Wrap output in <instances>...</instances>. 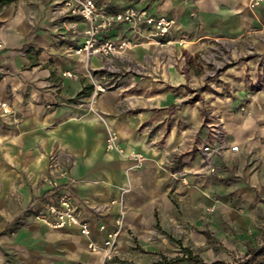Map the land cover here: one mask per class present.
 <instances>
[{"label": "crops", "instance_id": "0c3cea01", "mask_svg": "<svg viewBox=\"0 0 264 264\" xmlns=\"http://www.w3.org/2000/svg\"><path fill=\"white\" fill-rule=\"evenodd\" d=\"M94 1L107 14L135 6L175 25L151 43L150 28L107 32L139 43L118 62L131 60L146 72L126 68L117 86L92 100L104 58L76 54L87 26L71 0H0V105L12 107L7 117L0 108V264H100L89 244L101 246V227L111 230L122 213L120 254L111 264H161L159 257L179 250L174 241L193 257L212 238L246 250L247 233L237 243L231 228L254 229L256 218L236 209L244 202L233 194L244 190L230 185L226 171L241 154H215L217 174L203 172V148L218 144L216 124L206 118L219 117L223 106L195 98V75L177 56L212 39L250 34L264 51V3L253 10L245 0ZM241 97L238 91L232 98ZM110 134L123 154L107 150ZM240 144L243 153L246 142ZM132 154L145 158L141 167L134 168ZM63 194L88 222L90 236L36 219ZM170 264L206 262L185 256Z\"/></svg>", "mask_w": 264, "mask_h": 264}, {"label": "rangeland", "instance_id": "374dc122", "mask_svg": "<svg viewBox=\"0 0 264 264\" xmlns=\"http://www.w3.org/2000/svg\"><path fill=\"white\" fill-rule=\"evenodd\" d=\"M245 6L253 10L260 7L252 8L249 0H245ZM133 50L104 58L96 83L105 87L106 92L120 83L126 68L133 72L140 69L146 72L131 60H126L124 65L118 62V58H123L119 56H126ZM177 60L183 62L188 76L195 75L190 85L195 98L216 108L223 106L224 112L219 117L206 118L207 122L216 124L211 128L216 129V147L223 146L224 149L217 155L223 156L230 147L246 142L243 153L241 148L238 153L241 154L240 159L226 166L227 180L239 191L244 190L238 196L233 194L234 198L244 202L236 209L250 211L256 219L254 229L233 231L231 228L237 243H240L238 235L247 233L249 239L243 243L246 250L212 238L206 249H198V255L193 257L191 252H180L182 241H174L172 244L179 249L176 254L170 253L157 260L161 264H170L188 256L206 264H258L264 261V257H257L264 253V51L257 48L255 38L250 34L236 39H212L195 53L179 54ZM238 91L242 92V97L232 98ZM214 155L210 159L205 156L203 164L206 168L203 172L211 176L217 174ZM205 251H210V254L206 256L203 254Z\"/></svg>", "mask_w": 264, "mask_h": 264}, {"label": "built area", "instance_id": "2783aa9c", "mask_svg": "<svg viewBox=\"0 0 264 264\" xmlns=\"http://www.w3.org/2000/svg\"><path fill=\"white\" fill-rule=\"evenodd\" d=\"M263 3L264 0H249V5L252 8H257ZM71 5L73 6V10L82 17L87 26L85 30V43L76 51L78 56L87 60L92 56H100L108 59L117 54L131 51L139 45L134 40H113L105 37V34L116 26L131 25L150 28L154 31L151 38L148 39L149 43H151L153 42L152 39L157 37L161 38L169 34L175 25L173 20L165 17H157L146 8L131 6L121 12L107 14L98 8L94 0H71ZM67 75L73 77L70 73ZM93 85L92 100L106 92V88L101 84L94 82ZM0 108L2 109L3 116L7 117L12 114V107L7 102L1 103ZM106 147L108 151H116L123 154L116 134L109 135L106 141ZM222 150H224L223 146L215 148L206 146L203 148L204 155L207 159H210L212 155L218 154ZM229 150L232 153H239L240 147L238 145L232 146ZM127 157H130L135 162L134 168L141 167L145 161V158L140 154H132ZM44 182L50 184L55 190L59 188V184L55 179L46 178ZM36 219L54 229L77 227L83 236L88 237L91 235L88 222L80 217L72 198L67 194H63L56 201L48 203L45 211L39 214ZM124 227V214L122 213L111 230H106L105 226L101 227L106 233V237L101 246L94 243L89 244V249L92 252L100 253V264H111V261L119 256V240Z\"/></svg>", "mask_w": 264, "mask_h": 264}, {"label": "trees", "instance_id": "16d2710c", "mask_svg": "<svg viewBox=\"0 0 264 264\" xmlns=\"http://www.w3.org/2000/svg\"><path fill=\"white\" fill-rule=\"evenodd\" d=\"M85 93L83 92V93H81V95H84Z\"/></svg>", "mask_w": 264, "mask_h": 264}]
</instances>
